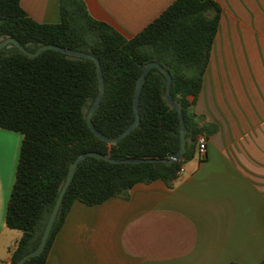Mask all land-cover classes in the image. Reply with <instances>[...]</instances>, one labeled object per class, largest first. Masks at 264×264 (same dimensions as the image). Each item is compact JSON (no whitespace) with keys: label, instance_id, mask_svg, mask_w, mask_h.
<instances>
[{"label":"trees","instance_id":"16d2710c","mask_svg":"<svg viewBox=\"0 0 264 264\" xmlns=\"http://www.w3.org/2000/svg\"><path fill=\"white\" fill-rule=\"evenodd\" d=\"M60 11L59 22L46 23L30 16L21 0H0V42L14 37L30 51L51 43L98 57L105 93L93 122L110 138L135 120L140 75L150 62H160L172 74L171 95L184 111L186 150L172 163L161 161L180 149L181 122L178 110L167 100L168 78L160 68L153 67L145 77L140 123L113 143L98 136L87 121L100 90L94 60L57 49L32 57L9 43L0 51V128L23 136L5 215L7 227L22 231L10 248L12 264L39 244L70 165L81 153L159 160L83 159L65 192L44 250L24 264H46L76 201L95 205L112 197L128 199L135 185L158 179L173 186L178 170L196 154L199 135L215 130L200 126L193 106L218 31L220 6L216 1L175 0L131 38L92 16L85 0H60Z\"/></svg>","mask_w":264,"mask_h":264},{"label":"crops","instance_id":"0c3cea01","mask_svg":"<svg viewBox=\"0 0 264 264\" xmlns=\"http://www.w3.org/2000/svg\"><path fill=\"white\" fill-rule=\"evenodd\" d=\"M131 38L175 0H85ZM218 31L193 106L206 156L173 186L138 183L128 199L76 201L46 264H260L264 259V0H214ZM38 21L61 20L60 0H21ZM0 128V264L20 237L5 225L22 134ZM3 149L7 151V156ZM13 233V234H12ZM13 235L10 245L2 235ZM6 251V252H5Z\"/></svg>","mask_w":264,"mask_h":264},{"label":"water","instance_id":"95a60500","mask_svg":"<svg viewBox=\"0 0 264 264\" xmlns=\"http://www.w3.org/2000/svg\"><path fill=\"white\" fill-rule=\"evenodd\" d=\"M9 43L16 44L24 53H26L27 55L32 56V57L40 55L46 49H57V50H60L66 54L74 56V57L90 58V59L94 60L98 66V77H99V82H100V90H99L94 102L92 103V105L88 111L87 121H88V124L90 125V127L93 129V131L98 136H100L101 138H103L109 142H113V143L119 142L121 139H123L126 135H128L140 123V121H141L140 96H141V91H142V87H143L145 77L153 67L160 68L167 75V78H168L167 100L171 106H173L174 108H176L178 110L180 122H181V146H180V149L178 151L174 152L173 154H171L169 157L161 159V161L166 162V163H172V162L178 160L179 158H181V156L184 154V152L186 150V142H187V140H186V122H185L184 111H183L182 107L174 101V99L172 98V95H171V87H172V81H173L172 74L160 62H158V61L150 62L144 68L142 74L140 75L138 87H137V90L135 93V101H134L135 111H136L135 120L122 133H120L117 137L110 138V137L104 135L99 129H97V127L95 126V124L93 122V115L96 112V110L98 109V107L102 101V98L104 96V93H105V82H104V77H103V69H102L101 61L98 57H96L95 55H93L89 52H85L82 50H75V49H71V48H66L64 46H61L58 44H51V43L43 44L37 50L30 51L26 47H24V45L18 39L14 38V37H8L6 39H3L0 42V51L5 46H7ZM89 156H95L98 158L110 160L112 162H129V163H140V162H149V161L155 162V161L159 160L157 158H142V157H129L126 159L112 158L108 155H105V154H102V153H99L96 151H86V152H83L80 155H78V157L70 165L67 179H66V181H65V183H64V185H63V187L59 193V196L56 200L54 208H53L51 215L48 219V222L45 226V229L43 231V234H42V237H41L39 244L37 245V247L34 250L30 251L29 253H27L23 257H21L19 259V261L17 262V264H24L28 259L39 255L44 250L46 242L49 238V235L51 233V230H52L53 225L55 223V220L57 218L63 197L65 195L67 188L69 187V185L73 179L75 170H76L77 166L80 164V162Z\"/></svg>","mask_w":264,"mask_h":264},{"label":"built area","instance_id":"2783aa9c","mask_svg":"<svg viewBox=\"0 0 264 264\" xmlns=\"http://www.w3.org/2000/svg\"><path fill=\"white\" fill-rule=\"evenodd\" d=\"M197 153L201 157L206 156L207 151H208V138L206 134H200L197 140ZM184 171V165L181 166V168L178 170V175L180 176L182 172Z\"/></svg>","mask_w":264,"mask_h":264},{"label":"rangeland","instance_id":"374dc122","mask_svg":"<svg viewBox=\"0 0 264 264\" xmlns=\"http://www.w3.org/2000/svg\"><path fill=\"white\" fill-rule=\"evenodd\" d=\"M15 132V131H14ZM21 134L19 132H16L15 134ZM3 152L4 154L7 156V151L5 149H3ZM11 232H15V234H17L19 237L20 235H22V231L21 230H18V229H9ZM13 234V233H12ZM13 235H10V234H5V235H2L1 239V244L3 247H5L6 245H10L11 243H13L12 241V237ZM6 252V251H5Z\"/></svg>","mask_w":264,"mask_h":264}]
</instances>
